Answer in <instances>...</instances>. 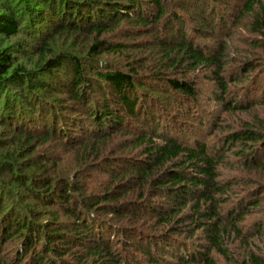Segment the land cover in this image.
I'll return each mask as SVG.
<instances>
[{
  "label": "trees",
  "instance_id": "1",
  "mask_svg": "<svg viewBox=\"0 0 264 264\" xmlns=\"http://www.w3.org/2000/svg\"><path fill=\"white\" fill-rule=\"evenodd\" d=\"M169 2L0 0V170L9 173L5 186L0 179V264H264L250 250L235 256L236 245H247L242 225L264 205V184L236 191L239 178L222 177L221 148L177 140L148 93L197 104L196 81L166 72L203 68L223 111H246L238 99L225 100L239 78L224 76L226 48L207 54L186 29L173 26L181 40L161 45L166 72L99 60L123 50L112 36H140L163 25L167 12V24L179 23ZM206 10L215 14L210 5ZM238 11L252 15L250 28L264 42L263 1L246 0ZM62 40L81 52L59 50ZM18 55L34 65L17 62ZM115 139L121 152L111 156ZM222 143L247 170L264 172L263 125L231 132ZM47 145L74 151L91 172L113 174L109 184L89 192L80 181L88 173L70 179L58 172L40 151ZM255 225L264 235V220ZM127 246L143 259L129 260Z\"/></svg>",
  "mask_w": 264,
  "mask_h": 264
},
{
  "label": "rangeland",
  "instance_id": "2",
  "mask_svg": "<svg viewBox=\"0 0 264 264\" xmlns=\"http://www.w3.org/2000/svg\"><path fill=\"white\" fill-rule=\"evenodd\" d=\"M245 1L170 0L169 2L168 0V4H170L168 11L179 15L181 19L179 23L172 21V17H169L172 22L167 24L166 22L170 15L167 12V19L163 25L160 23L156 27L151 26L145 29L140 36H133L132 38H124L119 34L112 36V41H119L125 45L123 50L117 55L104 54L99 59L116 66H122L126 62H133L132 64L138 66L139 69H144L148 72H166L162 68L169 66L165 67L166 64L163 63L164 48L162 46L171 45L174 47L181 40L180 35L170 32L173 26L175 28L179 27V29H186L187 37L192 38L196 45L201 46L207 54L211 55L224 46L228 60L227 73L224 76L228 79L232 74H235V77H239L234 85L230 82L232 85L225 100L229 102L238 99V103L246 107V111L224 112L222 104L214 100L219 91L214 82H212L213 79L210 77V73L203 68L196 73L192 72L190 74L183 73L182 70L178 69L166 72L168 77L187 78L188 80L196 81L202 95L200 102L197 104L180 101L177 97L172 96L171 93L165 94L151 91L148 93L160 105L161 122L166 125L167 129L174 128L176 130L175 133H171L173 136L176 135L177 140L184 145L194 146L198 142L211 148H221L219 152L221 155L226 156V162L221 168L222 177L224 180L239 178L241 184L235 187V190L237 191L238 189L242 193L253 190L256 185L264 184L263 171L247 170L244 166V160L237 155L235 156V151L229 152L222 143L227 134L240 130L245 126L250 124L264 126V103L262 102L264 96V42L260 41L259 37L250 28L252 15L241 17L239 14L238 9L241 8ZM262 1L264 5V0ZM209 5L214 10V15H210V12L206 10ZM256 11L260 12V8L256 7ZM18 39H13L8 44L12 45ZM257 40L261 47L254 44ZM63 43L65 44V40L59 42V45ZM70 43L68 41L67 44L61 45L59 50L81 52L79 49L75 50L69 46ZM8 44L5 45L7 46ZM16 61L26 64L27 67L34 65L30 59L24 60L20 55L16 56ZM241 69L246 70V72L244 73L243 70L239 72ZM216 127H220V129L217 130ZM118 143L119 140L115 139L112 144H108V149L109 151L111 149L112 152L111 154L107 153V155H119L118 153L121 151H118ZM40 151L45 153L51 162H55L59 166L58 172L67 174L70 179L75 178L79 171H86L88 178L80 181L89 188V192L103 190L109 184V179L112 178L113 174L111 175L108 172H91L92 169L87 167L85 162L76 158L74 151H66L56 145H47L40 148ZM51 171L54 175V168ZM6 178H9V173L6 170H0V179L5 180L2 182L3 184L1 183L3 186L6 184ZM114 180L118 181V178H114ZM28 205L29 202L26 201L25 206ZM257 212L248 217L242 225L247 238L245 240L247 245L243 244L240 247L239 244L236 245L235 250L238 251L235 256L239 258L245 250H250L264 263V235L257 233L258 229L255 225V223L259 222V219L264 220V205ZM45 219L46 216L41 218V222ZM116 225L119 228L122 227L121 224L115 223ZM139 225L138 227H140ZM117 237L120 241H123L121 236ZM123 238L126 240L125 237ZM127 248H129L128 251L123 252V254L129 260L143 259L140 256L141 254L139 255V250L129 246ZM221 263L229 264L224 260Z\"/></svg>",
  "mask_w": 264,
  "mask_h": 264
}]
</instances>
